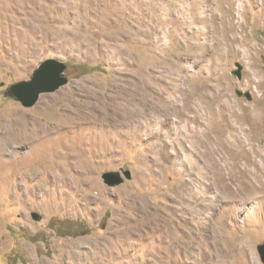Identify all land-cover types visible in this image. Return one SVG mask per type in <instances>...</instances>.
Wrapping results in <instances>:
<instances>
[{
    "label": "rangeland",
    "instance_id": "rangeland-1",
    "mask_svg": "<svg viewBox=\"0 0 264 264\" xmlns=\"http://www.w3.org/2000/svg\"><path fill=\"white\" fill-rule=\"evenodd\" d=\"M6 144L0 264H264V0H0Z\"/></svg>",
    "mask_w": 264,
    "mask_h": 264
},
{
    "label": "water",
    "instance_id": "water-1",
    "mask_svg": "<svg viewBox=\"0 0 264 264\" xmlns=\"http://www.w3.org/2000/svg\"><path fill=\"white\" fill-rule=\"evenodd\" d=\"M66 64L56 59H48L40 64L29 81L19 82L10 88V95L14 96L25 108H32L36 105L43 94L54 93L68 82L64 73ZM130 178V172H125ZM108 186H117L123 183L120 173L107 172L102 176ZM261 260L264 263V244L258 247Z\"/></svg>",
    "mask_w": 264,
    "mask_h": 264
},
{
    "label": "bare ground",
    "instance_id": "bare-ground-1",
    "mask_svg": "<svg viewBox=\"0 0 264 264\" xmlns=\"http://www.w3.org/2000/svg\"><path fill=\"white\" fill-rule=\"evenodd\" d=\"M5 146H7V147L0 148V156H1V154H2L3 152H5V151L7 150V148H10L11 151H14V149H12V148L9 146V144H6ZM1 147H2V146H1ZM3 164H4V162L0 160V170H1L2 166H3ZM232 170H233V169H232ZM233 172H234V171H233ZM1 174H2V173H1ZM3 176H4V175H3ZM3 176H2V177H3ZM2 177H1V178H2ZM3 178H5V177H3ZM3 178H2V179H3ZM4 180H5V179H4ZM0 183H1V180H0ZM183 186H184V185H183ZM185 186H187V185H185ZM185 189H186V188H185ZM72 204H73V203H72ZM71 206H72V205H71ZM110 243H111V242H110ZM110 243H109V244H110ZM118 243H119V242H118ZM115 245H116V244H115ZM110 246H111V245H110ZM108 249H109V248H108ZM108 251H109V250H108ZM109 254H110V253H109ZM110 255H111V254H110Z\"/></svg>",
    "mask_w": 264,
    "mask_h": 264
}]
</instances>
